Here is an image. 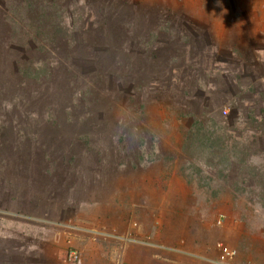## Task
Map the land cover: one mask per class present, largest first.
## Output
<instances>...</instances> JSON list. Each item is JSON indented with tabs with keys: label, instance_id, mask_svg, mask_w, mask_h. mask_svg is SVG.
<instances>
[{
	"label": "trees",
	"instance_id": "trees-1",
	"mask_svg": "<svg viewBox=\"0 0 264 264\" xmlns=\"http://www.w3.org/2000/svg\"><path fill=\"white\" fill-rule=\"evenodd\" d=\"M137 4L0 0V167L16 179L25 167L38 171L25 179L26 201L7 205L0 197V211L32 214L24 206L42 181L39 168L52 161L79 171L102 161L114 171L124 162L131 171L160 162L154 148L170 125L181 143L161 153L175 175L212 199L230 198L226 208L242 221L264 223V36L245 28L222 39L204 34L207 25L194 34L173 18H196L183 4L162 3L159 12L151 5L142 22L147 8L134 14ZM160 43L166 48L156 51ZM161 79L171 82L172 104ZM62 121L80 123L84 148L58 151ZM89 141L121 150L108 155Z\"/></svg>",
	"mask_w": 264,
	"mask_h": 264
},
{
	"label": "rangeland",
	"instance_id": "rangeland-1",
	"mask_svg": "<svg viewBox=\"0 0 264 264\" xmlns=\"http://www.w3.org/2000/svg\"><path fill=\"white\" fill-rule=\"evenodd\" d=\"M130 2L133 5L138 2L134 14L147 8L146 15L138 14V18H145L142 22L148 20L151 5L159 12L158 5L162 3L171 9L183 4L188 12L198 13L196 18L179 16V12L173 18L178 24L189 25L194 34L198 32L197 26L207 25L203 28L204 34L210 32V36L222 39L243 36L245 28L250 29L254 37L264 36V0ZM158 23L162 25L161 21ZM230 23L232 26L238 24L242 29H233ZM160 44L154 45L156 51L166 48L164 43ZM158 82L166 90L164 102L172 104L168 90L171 82L167 79ZM189 84H196V81ZM198 86L206 87L205 81H200ZM178 97L185 106V97ZM160 105L164 107L162 102ZM79 124L59 122V130L62 127L59 133L63 136L53 138L58 142V151L85 147L82 143L85 139H81L85 134H80ZM154 125L156 127L155 121ZM162 130L161 144L154 148L158 160L161 159L154 162L156 166L146 163L131 171L130 165L124 162L123 167L114 171L112 165L102 161L101 164H86L79 171V168L63 170L54 160L56 163L52 161L39 168L42 181L39 186L35 182L31 199H28L30 202L24 206L26 212L32 214L0 211V264H79L81 255L76 244L78 239L90 234L109 235L112 246L132 255L134 262L130 264H264V223L261 219L254 222L249 217L246 223L226 208L230 198L217 201L205 190L177 177L175 166L166 161V154L161 152L181 143V137L179 133L170 135L167 132L171 130L170 125ZM94 132L89 131L86 137L94 136ZM47 135L49 137L50 133ZM89 142L92 148L100 147L108 155L121 150L115 151L105 141L100 145ZM8 167L6 164L0 167V179L2 175L5 178L0 180L4 186L0 197L7 205L12 201L24 203L26 189L32 186L25 179L36 176L38 171L29 173L30 167H25L19 170L20 176L16 179L18 174L14 175ZM220 244L236 251L229 262H222ZM71 250L78 254L74 263L68 260Z\"/></svg>",
	"mask_w": 264,
	"mask_h": 264
},
{
	"label": "crops",
	"instance_id": "crops-1",
	"mask_svg": "<svg viewBox=\"0 0 264 264\" xmlns=\"http://www.w3.org/2000/svg\"><path fill=\"white\" fill-rule=\"evenodd\" d=\"M110 238L107 234H90L78 239L76 246L81 255L79 264H119L120 261L121 264L133 263L132 255L127 250L120 252L116 245L112 246Z\"/></svg>",
	"mask_w": 264,
	"mask_h": 264
},
{
	"label": "built area",
	"instance_id": "built-area-1",
	"mask_svg": "<svg viewBox=\"0 0 264 264\" xmlns=\"http://www.w3.org/2000/svg\"><path fill=\"white\" fill-rule=\"evenodd\" d=\"M219 249L222 254V262L226 263L232 260L236 254V251L224 244L219 245ZM68 260L72 263L76 262L78 260V254L75 250H71L68 253Z\"/></svg>",
	"mask_w": 264,
	"mask_h": 264
}]
</instances>
